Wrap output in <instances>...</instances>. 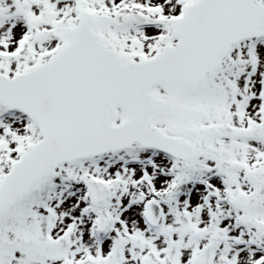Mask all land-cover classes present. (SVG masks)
<instances>
[{
  "label": "snow or ice",
  "instance_id": "obj_1",
  "mask_svg": "<svg viewBox=\"0 0 264 264\" xmlns=\"http://www.w3.org/2000/svg\"><path fill=\"white\" fill-rule=\"evenodd\" d=\"M0 264H264V0H0Z\"/></svg>",
  "mask_w": 264,
  "mask_h": 264
}]
</instances>
